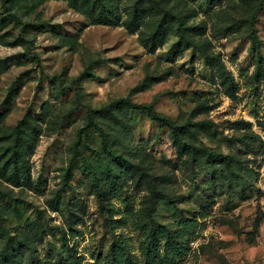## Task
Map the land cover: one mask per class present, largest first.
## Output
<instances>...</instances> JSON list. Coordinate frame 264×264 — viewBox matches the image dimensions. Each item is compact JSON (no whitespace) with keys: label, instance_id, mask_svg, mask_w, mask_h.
Wrapping results in <instances>:
<instances>
[{"label":"rangeland","instance_id":"rangeland-1","mask_svg":"<svg viewBox=\"0 0 264 264\" xmlns=\"http://www.w3.org/2000/svg\"><path fill=\"white\" fill-rule=\"evenodd\" d=\"M99 1L0 0V264H264V0Z\"/></svg>","mask_w":264,"mask_h":264},{"label":"trees","instance_id":"trees-1","mask_svg":"<svg viewBox=\"0 0 264 264\" xmlns=\"http://www.w3.org/2000/svg\"><path fill=\"white\" fill-rule=\"evenodd\" d=\"M100 3V6L99 7H103L104 6V3H105V0H100L99 1ZM254 41H256V37H254ZM120 101L118 102H115L114 104L112 105H117L119 104ZM129 105H131L133 108H136V109H140V110H144L147 112L149 118L155 122H157L158 124H161V125H167L169 127H172L173 126V123L171 121H169L167 118H165L164 116L160 115L159 113H157L151 106L149 105H146V104H135V103H131V102H128Z\"/></svg>","mask_w":264,"mask_h":264},{"label":"built area","instance_id":"built-area-1","mask_svg":"<svg viewBox=\"0 0 264 264\" xmlns=\"http://www.w3.org/2000/svg\"><path fill=\"white\" fill-rule=\"evenodd\" d=\"M192 244L194 243V242H191Z\"/></svg>","mask_w":264,"mask_h":264}]
</instances>
